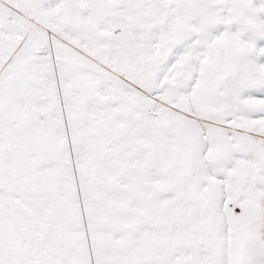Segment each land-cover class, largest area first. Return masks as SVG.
<instances>
[{
    "label": "snow or ice",
    "instance_id": "obj_1",
    "mask_svg": "<svg viewBox=\"0 0 264 264\" xmlns=\"http://www.w3.org/2000/svg\"><path fill=\"white\" fill-rule=\"evenodd\" d=\"M0 264H264V0H0Z\"/></svg>",
    "mask_w": 264,
    "mask_h": 264
}]
</instances>
